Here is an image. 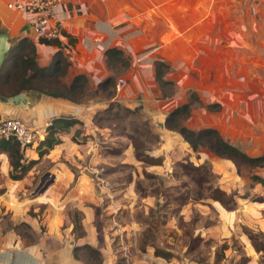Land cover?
<instances>
[{"label": "rangeland", "instance_id": "1", "mask_svg": "<svg viewBox=\"0 0 264 264\" xmlns=\"http://www.w3.org/2000/svg\"><path fill=\"white\" fill-rule=\"evenodd\" d=\"M62 2L70 15L89 7L109 17L122 53L106 55L110 72L98 89L82 86L83 100L104 102L92 120L78 119L40 157L39 144L22 148L37 158L22 178L9 176L0 152V245L48 228L77 241L89 229V244L110 248L117 264H264V183L254 177L264 167L209 143L193 149L165 121L188 103L187 127H214L246 154L264 153V0ZM25 33L12 29L13 45ZM5 106L0 119L15 116ZM16 116L38 127L51 121ZM78 253L96 264L85 248Z\"/></svg>", "mask_w": 264, "mask_h": 264}, {"label": "crops", "instance_id": "2", "mask_svg": "<svg viewBox=\"0 0 264 264\" xmlns=\"http://www.w3.org/2000/svg\"><path fill=\"white\" fill-rule=\"evenodd\" d=\"M12 1L14 0H0V20L6 21L5 26L9 33L12 29L20 31L22 28L26 31L25 36H29L36 45L37 62L40 65L50 63L53 54L62 49L68 59V65L61 80L64 83H70L74 75L83 73L86 75L88 86L98 89L99 83L110 72L106 67L105 49L115 46L114 44L120 39L117 24H114L109 17H97L89 7L88 10H84L89 11V15L87 13L80 17L70 15L63 9V2L60 0L54 7L55 19L64 30L59 37L60 46L44 44L38 41L37 35L29 26L26 13L16 7L8 6ZM261 29V32H264V29ZM64 34L71 40L67 42ZM113 99V97L109 98V100ZM102 104L104 102L100 99L91 97L75 102L49 95L40 98L36 104L32 105L30 114L22 108L13 106H5L4 109L10 112V115L20 114L35 121L44 117L52 120L53 117L60 115L73 116L80 120H92V115ZM66 177L67 180L72 181V174L69 173ZM58 230V228H48L44 236L29 242L10 237L0 245V264H85L83 259L73 255V247L89 243L90 230L85 229L86 233L79 236L77 241L75 238H64ZM101 252L103 264H115L116 258L110 248L101 249Z\"/></svg>", "mask_w": 264, "mask_h": 264}, {"label": "trees", "instance_id": "3", "mask_svg": "<svg viewBox=\"0 0 264 264\" xmlns=\"http://www.w3.org/2000/svg\"><path fill=\"white\" fill-rule=\"evenodd\" d=\"M62 32L64 33L63 30ZM38 41L45 44L57 45L58 47L60 46L59 38L45 39L39 37ZM120 53H122V50L115 46L109 47L105 51L108 57ZM62 60V51L59 49L53 54L50 63L40 65L36 60V45L34 41L28 36L20 37L7 53L0 67V93L12 95L22 90L32 89L54 97L66 98L75 102L82 101L81 92L82 86L86 85L87 82L86 75L77 73L70 83H64L59 77L65 73L68 62H66L65 66L61 67L60 63ZM56 70L61 72L59 76L56 74ZM102 84L100 82L99 86ZM188 106V103H184L175 107L169 112L165 121L168 127L180 132L193 149L209 143L216 152L222 155L264 167V153L256 156L246 154L243 150L225 140L218 129L214 127H203L196 130L181 123L180 115L188 113ZM77 120L78 118L73 116L60 115L53 117L46 128L47 133L38 143L39 157L46 153L48 149L61 142L58 135L66 131ZM22 148L24 147L13 136H0V152L3 150L8 152L11 166L9 176L15 181L22 178L34 163L37 162V158L26 157ZM254 177L264 183V177L258 174H255ZM220 199L224 201L222 196H220ZM79 226L80 222L75 218L73 224L74 229ZM84 248L97 261L96 264H103L101 250L89 243L74 245L73 255L83 259L80 257L78 250ZM85 264L89 263L85 262ZM115 264H117V261Z\"/></svg>", "mask_w": 264, "mask_h": 264}, {"label": "built area", "instance_id": "4", "mask_svg": "<svg viewBox=\"0 0 264 264\" xmlns=\"http://www.w3.org/2000/svg\"><path fill=\"white\" fill-rule=\"evenodd\" d=\"M59 1L14 0L9 2L8 6L16 7L26 13L28 24L38 37L52 39L59 38L62 34L61 26L56 21L54 13V7ZM124 82L123 79H119L115 83L116 91L121 89ZM45 134L46 126H32L17 116H6L0 119V135L13 136L24 148L38 144Z\"/></svg>", "mask_w": 264, "mask_h": 264}, {"label": "water", "instance_id": "5", "mask_svg": "<svg viewBox=\"0 0 264 264\" xmlns=\"http://www.w3.org/2000/svg\"><path fill=\"white\" fill-rule=\"evenodd\" d=\"M13 46V42L10 40L9 31L2 27L0 28V67L2 66L7 53L10 51ZM43 95V96H40ZM44 96H49L47 94L41 93L36 90L26 89L20 92H17L12 95H5L0 93V103L6 106H13L22 108L23 110H27L32 105L36 104V102L43 98ZM51 96V95H50Z\"/></svg>", "mask_w": 264, "mask_h": 264}]
</instances>
